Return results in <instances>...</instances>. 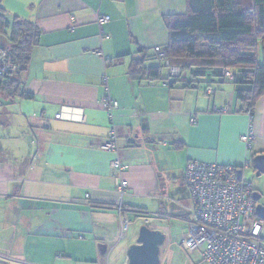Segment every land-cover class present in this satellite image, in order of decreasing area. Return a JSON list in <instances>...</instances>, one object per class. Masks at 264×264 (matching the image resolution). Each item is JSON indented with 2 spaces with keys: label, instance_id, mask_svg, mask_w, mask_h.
Instances as JSON below:
<instances>
[{
  "label": "crops",
  "instance_id": "obj_1",
  "mask_svg": "<svg viewBox=\"0 0 264 264\" xmlns=\"http://www.w3.org/2000/svg\"><path fill=\"white\" fill-rule=\"evenodd\" d=\"M0 6L7 20L40 31L21 76L32 98L0 93V264H33L29 251L56 257L55 245L74 235L87 240L78 255L126 264L145 223L165 236L160 262L171 240L166 223L193 219L185 183L190 161L235 168L245 181L255 174L253 158L264 155V95L245 108L238 94L248 84L222 81L213 70L176 79L181 74L171 75L154 52L169 42L165 18L186 14L187 0H1ZM101 17L108 22L99 25ZM134 59L159 67V77L130 76ZM106 94L118 102L111 119L101 106ZM62 107L81 109L83 121L55 119ZM248 131L250 145L241 140ZM112 134L117 152L101 150ZM116 158L121 173L111 170ZM247 162L252 166L245 168ZM250 180L264 206V176Z\"/></svg>",
  "mask_w": 264,
  "mask_h": 264
},
{
  "label": "trees",
  "instance_id": "obj_2",
  "mask_svg": "<svg viewBox=\"0 0 264 264\" xmlns=\"http://www.w3.org/2000/svg\"><path fill=\"white\" fill-rule=\"evenodd\" d=\"M165 23L169 38L164 48L166 59L181 68L176 79L185 74L195 79L213 70L225 81L221 70L229 68L234 71L232 82L250 86L238 94L245 108L252 109L256 99L264 95V0H187L186 14L169 16ZM39 36L34 23L7 20L0 6V50L15 68L0 76V93L10 99L32 98L23 90L21 76L31 63ZM259 48L262 61L258 59ZM159 71V67L146 69L144 59H134L129 68L134 78L157 79Z\"/></svg>",
  "mask_w": 264,
  "mask_h": 264
},
{
  "label": "built area",
  "instance_id": "obj_3",
  "mask_svg": "<svg viewBox=\"0 0 264 264\" xmlns=\"http://www.w3.org/2000/svg\"><path fill=\"white\" fill-rule=\"evenodd\" d=\"M109 17L97 19L99 25L108 22ZM157 57L163 60L171 75L177 77L179 67L168 65L165 51L155 47ZM14 66L0 50V76L11 74ZM224 78L231 79L234 71L221 70ZM107 117L112 118V110L118 102L106 94L101 102ZM215 112L222 110L214 109ZM55 119L83 121L81 109L62 107ZM193 123L195 119L191 120ZM253 133L248 131L241 140L249 144ZM250 145V144H249ZM107 152H117L118 143L114 134L98 146ZM247 162L245 168L251 167ZM113 173L124 170L119 159L111 163ZM185 183L192 200L193 219L181 237V247L189 253L201 251L202 260L207 264H264V219L255 211L256 202L252 198L250 184L238 174L235 168L217 164H203L190 161L186 166ZM127 183L121 181L117 192L125 193Z\"/></svg>",
  "mask_w": 264,
  "mask_h": 264
},
{
  "label": "rangeland",
  "instance_id": "obj_4",
  "mask_svg": "<svg viewBox=\"0 0 264 264\" xmlns=\"http://www.w3.org/2000/svg\"><path fill=\"white\" fill-rule=\"evenodd\" d=\"M258 59L259 61H262V48H259L258 50ZM262 176H264V174H262L259 178H261ZM251 177L254 179V181H256L259 178L256 177L254 173H250L246 177V181L251 184L250 191L254 193L255 185L253 183V180H250ZM153 213L154 211L153 212L148 211V214H150L151 217L153 216L152 215ZM169 222L170 223H166V224L170 228L171 240L170 239L167 240L166 244L164 245L163 254L160 257L159 264H207L206 262L204 261L202 262L200 260L198 251L195 255H192L191 253H189L188 251H185L181 247L180 239L185 233V230L187 227L186 223H183V222L175 223V221H169ZM145 225L147 224L145 223ZM84 236L85 237L87 236L85 240L86 239L89 240L92 237L91 234H87ZM86 241L85 242L81 241L78 239V235H74L72 238L64 241L63 243L60 242L59 244L55 245L54 250H56V254L54 256L56 257H53V256L38 257L37 253L33 252L32 253L33 255H30L31 251H29V254H27L28 255L27 259L29 260L28 262H35L33 264H42V263H54L55 264V261L57 260L60 261L61 263L65 262L66 264H96L98 261H96V259L95 260L90 259V257L88 256V252L86 253V255H83L84 253L78 255V253L75 252V250H78V246L81 243L86 244L87 243ZM84 246H79V247L84 248ZM59 255H61L62 257H60ZM26 264H32V263H26Z\"/></svg>",
  "mask_w": 264,
  "mask_h": 264
},
{
  "label": "water",
  "instance_id": "obj_5",
  "mask_svg": "<svg viewBox=\"0 0 264 264\" xmlns=\"http://www.w3.org/2000/svg\"><path fill=\"white\" fill-rule=\"evenodd\" d=\"M255 176L264 174V155H256L253 158ZM256 204V214L264 219V206L259 202L260 195L252 193ZM165 240L164 234L159 230H151L146 225H141L138 231L136 243L129 246L126 251V264H159L160 247Z\"/></svg>",
  "mask_w": 264,
  "mask_h": 264
}]
</instances>
